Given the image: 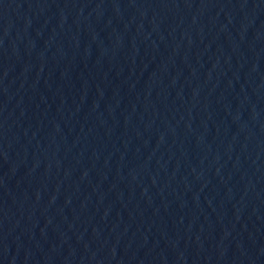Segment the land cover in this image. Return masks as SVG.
Listing matches in <instances>:
<instances>
[{"label":"water","instance_id":"obj_1","mask_svg":"<svg viewBox=\"0 0 264 264\" xmlns=\"http://www.w3.org/2000/svg\"><path fill=\"white\" fill-rule=\"evenodd\" d=\"M0 264H264V0H0Z\"/></svg>","mask_w":264,"mask_h":264}]
</instances>
